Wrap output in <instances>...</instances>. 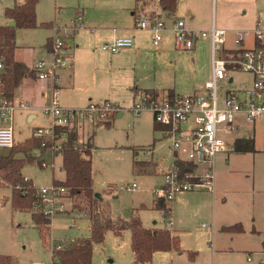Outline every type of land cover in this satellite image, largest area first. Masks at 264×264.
<instances>
[{
  "label": "rangeland",
  "instance_id": "obj_1",
  "mask_svg": "<svg viewBox=\"0 0 264 264\" xmlns=\"http://www.w3.org/2000/svg\"><path fill=\"white\" fill-rule=\"evenodd\" d=\"M15 1L0 0V22L8 21L5 9L14 6ZM159 9L157 0L139 3L136 0H39L36 7L38 26L19 28L16 37L18 44L35 47V58H40L48 37L56 32L52 26L63 31L76 24L78 29L70 33L67 43L80 44L76 60L78 71L82 68L84 76L80 74L82 79H78V86L92 89L82 96L87 101L88 97L110 99L130 107L135 99L132 89L135 85L159 87L166 93H172L170 89L174 87L182 94L203 90L208 72L212 70L210 35L201 36L190 51L176 46L174 32L166 33L163 47L153 45L151 31L137 29L135 21ZM177 10L176 17L166 22L168 28L173 26L175 19H185L190 28L208 32L215 24L227 30L225 48H239L234 42L236 31L254 29L258 22L264 26V0H216L215 3L213 0H178ZM188 10L192 11L191 15H186ZM113 29L120 33L132 30L141 55L129 60L113 59L110 65L118 53L102 49L107 41L101 39V34ZM251 45L252 38H249L246 46ZM231 74L234 76L231 86L235 89L252 83L250 73L233 70ZM49 121L48 117L40 115L37 122L29 123L25 112H16L15 144L32 138L36 127L47 126ZM109 122L86 126L85 132L81 129L78 133L80 147L89 136H94V199L84 194L69 195L63 200L65 213L53 216L46 235L33 219L34 207L31 211L15 207L13 187L0 183V255H9L12 264H56L51 251L53 243L63 240L68 246L72 239L91 238L93 207L118 229L134 216H139L146 228L168 229L171 218L170 231L180 237L182 251H157L146 264H264V231L253 227L255 214L258 219L264 217L263 120L243 121L245 125L239 131L254 137L255 151H233L229 161L225 160V154L217 157L215 194L179 192L173 201H167L172 208L169 215L156 208L152 195L153 188L163 180L162 172L173 160L164 132L154 129L155 121L150 112L143 113L138 120L126 110L117 114L115 121L107 126ZM235 135L229 133L226 138L232 141ZM10 149H3L1 153H8ZM146 149H154L153 154L147 155ZM32 155L36 159L25 163L22 175L31 180L37 190L52 186L54 180H65L62 154L41 147L33 149ZM18 156L23 157L22 154ZM43 161L53 162V165L42 167L40 162ZM134 182L138 184L135 190L121 188ZM234 226L242 229L230 228ZM93 264H136L131 231L107 230L104 241L93 245Z\"/></svg>",
  "mask_w": 264,
  "mask_h": 264
},
{
  "label": "built area",
  "instance_id": "obj_2",
  "mask_svg": "<svg viewBox=\"0 0 264 264\" xmlns=\"http://www.w3.org/2000/svg\"><path fill=\"white\" fill-rule=\"evenodd\" d=\"M181 1V0H180ZM215 3L216 0H213ZM81 19V17H80ZM137 29H148L152 33V42L160 46L167 29L166 21L161 18L148 20L139 17L135 21ZM75 24L62 29H56L50 40L51 60H38L34 73L40 80L52 79V96L50 102L43 107L51 122L48 126H40L33 132V137L42 142L53 153L64 149L68 138V130L74 128L78 133L86 123H105L115 115L129 110L135 117L145 112L152 113L156 123L161 125L169 140L173 154L171 168L164 175V183L152 190L155 200L173 201L179 192L201 191L215 192L216 161L220 154H225L229 160L230 153L235 151V141L247 132H242L246 122L264 121V26L258 22L254 29L235 32L234 42L238 49L225 48L227 30L217 28L213 24L211 30L190 28L184 19H175L172 31L176 46L184 51L193 50L201 36L210 35L212 73L205 82L203 90L190 94L170 93L162 90H139L130 107L122 106L110 99L91 100L84 106H65L61 102V92L58 87L59 71L71 64L72 55L68 51L67 38L76 31ZM252 38V45L246 46V41ZM134 45L130 36H118L112 41L103 43L102 49L111 53H119ZM236 46V47H237ZM228 53V55H226ZM3 67L0 62V68ZM233 70H240L252 75L249 86L235 89ZM28 102L15 104L12 100H0V153L15 145L14 115L21 109H28ZM247 125V124H246ZM254 129V126L252 127ZM240 131V132H239ZM236 133L232 141L226 136ZM240 133V134H239ZM76 147H80L79 140ZM151 155L152 149H146ZM179 162L190 164L192 169L181 170ZM42 167L53 165L43 161ZM26 179H28L26 177ZM137 183L125 187L135 190ZM39 203L34 211H40L53 218L54 215L65 213V198L69 196L64 185L53 184L38 189ZM170 230L172 221L168 225ZM72 239L71 241H73ZM63 240L53 243L51 251L53 258L55 250L66 246Z\"/></svg>",
  "mask_w": 264,
  "mask_h": 264
},
{
  "label": "trees",
  "instance_id": "obj_3",
  "mask_svg": "<svg viewBox=\"0 0 264 264\" xmlns=\"http://www.w3.org/2000/svg\"><path fill=\"white\" fill-rule=\"evenodd\" d=\"M39 0H24L5 9L6 17L15 21V25L0 24V60L4 70L0 72V94L12 100L15 89L25 76L33 74V69L15 59L16 51V29L37 27L36 7ZM138 3L143 0H136ZM160 7L169 16L174 15L178 9V0H158ZM49 25V24H47ZM50 44V41H49ZM151 91V90H147ZM102 124V123H100ZM99 124V125H100ZM107 126L110 123L106 124ZM155 123V129H158ZM90 136L82 147H76L79 139L78 132L72 128L68 130V138L64 143L63 167L66 170L65 180H54V184L64 185L68 188L69 195L84 194L91 200L94 199L93 190V161L92 150L94 147ZM16 145V144H15ZM43 148L40 139L32 137L26 139L22 144L13 146L8 153H0V179L2 182L13 187V201L17 208L30 210L39 203L38 190L33 182L22 175V168L26 162L36 159L32 155L35 148ZM236 152L255 151V139L251 135H243L235 141ZM22 154L23 157L18 156ZM41 164V162H40ZM181 170L192 169L190 164L178 163ZM156 208L169 215L172 212L170 204L165 199L157 200ZM33 219L42 227L45 235L50 230L51 218L40 211H33ZM91 238L72 241L68 246L55 250L54 260L56 264H93V245L95 242H103L106 231L109 229L121 233L124 229L131 231V247L136 264L149 263L156 251L176 250L181 252L180 237L174 235L166 228H146L139 216H134L118 229L109 218L101 215L91 207ZM106 218V219H105ZM241 230V226L230 227ZM264 249V241H263ZM55 259V258H54ZM0 264H12L9 255H0Z\"/></svg>",
  "mask_w": 264,
  "mask_h": 264
},
{
  "label": "crops",
  "instance_id": "obj_4",
  "mask_svg": "<svg viewBox=\"0 0 264 264\" xmlns=\"http://www.w3.org/2000/svg\"><path fill=\"white\" fill-rule=\"evenodd\" d=\"M181 1H184V0H181ZM23 2H24V0H16L15 3H14V5L16 3L21 4ZM158 5H159V3H158ZM159 8H160L159 10H155L154 11L155 13L152 12V14L146 15L147 16L146 19L153 20V19H156V18H161V19H164L167 22V21H169V20L171 21L173 19L171 17H173V16L176 17L177 12L174 15L169 16L167 14V12L160 7V5H159ZM133 14H135V12H133ZM191 14H192V11L191 10H188L186 12V15H191ZM184 15H185V13H184ZM143 18H145V17H143ZM7 20L8 21H6L5 23L0 22V24L1 25H15V21H13L12 19H10V18L7 17ZM52 27L56 31L57 28H55L54 26H52ZM18 29L19 28L16 29V36H17V30ZM132 32H133L132 30L125 29V30H122V33H120L119 30L113 29V31H110V32L102 33L101 34V39L102 40H106V41H112L114 38H116L118 36H130L134 40V45L132 47H130V48H126V49H123L122 51H120L118 53V56L117 55L114 56L116 58H112L111 59L110 65L113 64V59L114 60H117V59H122V58L124 59V58H126V59L129 60L130 58L139 57L141 55L140 54L141 53L140 47L136 44L135 38L131 34ZM168 32L173 33L172 27H169V28L167 27V29L164 31V39L167 38L166 33H168ZM52 36L53 35H51L50 37H48L47 43L44 46V50H41V52H40V54H41V57L40 58H35V55H36V48L35 47L22 46V45L18 44L17 37L15 39L16 45H17L16 51H15V59L18 62L25 63L31 69H33V74L32 75H29V76H25L21 80L20 84L15 89V93H14V96L12 98V101L15 104H20L21 102H28L29 103L30 107L28 109H21V108H19L16 111V112H21V113L25 112L26 113V119H27V121L29 123H35V122H37L39 120L40 115H42V117H44V116L48 117V115L45 114V112L43 110V107L50 102V99H51V96H52V86L54 85V82H53L52 79H45V80L38 79L36 77L35 73H34V67H35V63L38 60H42V59L43 60H47V61L51 60L52 56H51V53H50V44H49V41L51 40ZM164 39H163V41H164ZM163 46H164V42H162L161 43V46H159V47L161 48ZM67 47H68V51L72 55V61H71V64L69 66H67V67H65V68H63V69H61L59 71V83H58V87L60 88V92L62 94V98H61L62 99V103H64L66 106H71L72 105L73 107H77L74 104H84V103L87 104L88 102H90L91 100H94V99L92 97H88L89 100L87 101L86 100V97H82V96H84L85 92L88 93V92H90L89 90H92V89H89L90 86L88 88H86V90L84 88H80L78 86V84H79L78 83L79 82L78 79H82V76L80 74H83V76H84V73L82 71V68L79 67V71H78V63H77V60H76V50H79L80 44H75V46H71V45H69L67 43ZM0 62H2V60H0ZM3 70H4V65H3V67L0 68V72L3 71ZM211 73H212V70H210L208 72L209 78L211 76ZM203 88H204V86H203ZM132 89L134 90L135 93H136V91H139V90H151V91L161 90L159 87H154V86H140V85H135L134 87H132ZM170 90H172L173 93H179V92L176 91V88L175 87L172 88V89H170ZM198 90H200V89H198ZM63 96H64V100H63ZM2 98H4V97L0 94V100ZM134 100L132 102H134ZM141 116L138 117V120L141 118ZM115 117H116V115L114 116V118L112 119V121L109 122L110 125L115 121ZM152 117H153V115H152ZM153 119H154V117H153ZM49 122H51V120ZM155 123L156 122H154V129H155ZM99 124L100 123H98V124L86 123L81 128L82 129V132H85L86 126L93 127V126H97ZM48 125H50V123ZM38 127H40V126H38ZM38 127H36V128H38ZM158 129H161L163 131L164 128L162 126L161 127L159 126ZM158 129H155V130H158ZM254 130H255V128H254ZM80 132H81V130L79 131V133ZM94 135H95V133H94ZM164 137H166L165 134H164ZM152 151L154 152V149H152ZM153 152H152V154H153ZM58 154H62V153L59 152ZM227 161H229V160H227ZM170 168H171V164H170V166L168 167L167 170H165V171L162 172V174H163V180H162V182L158 186L154 187L153 190L164 183V175H165V173ZM229 171H231V170H229ZM202 191L208 192L206 190H201L200 192H202ZM215 192H216V183H215ZM215 192L212 193V194H215ZM153 201H154V204H156L157 200H155L154 197H153ZM80 215H82V214L79 213V216ZM254 216L255 217H254V220H253V222H254L253 227L255 229H257V230L264 231V217H260L258 219V217H257L256 214ZM124 223H126V222H124ZM90 228H91V223H90ZM124 230H126V229H124ZM124 230H122V231H124ZM122 231H121V233H122ZM91 232H92V230H91ZM262 251L264 252L263 242H262Z\"/></svg>",
  "mask_w": 264,
  "mask_h": 264
},
{
  "label": "water",
  "instance_id": "obj_5",
  "mask_svg": "<svg viewBox=\"0 0 264 264\" xmlns=\"http://www.w3.org/2000/svg\"><path fill=\"white\" fill-rule=\"evenodd\" d=\"M96 195H98V196H99V194H96Z\"/></svg>",
  "mask_w": 264,
  "mask_h": 264
}]
</instances>
